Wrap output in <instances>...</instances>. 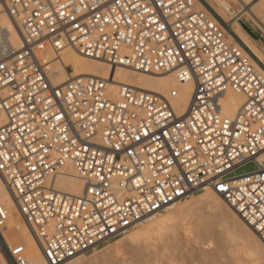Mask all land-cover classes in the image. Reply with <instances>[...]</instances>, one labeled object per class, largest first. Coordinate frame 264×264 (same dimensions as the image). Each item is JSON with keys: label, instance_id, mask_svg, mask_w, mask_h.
Returning a JSON list of instances; mask_svg holds the SVG:
<instances>
[{"label": "built area", "instance_id": "1", "mask_svg": "<svg viewBox=\"0 0 264 264\" xmlns=\"http://www.w3.org/2000/svg\"><path fill=\"white\" fill-rule=\"evenodd\" d=\"M0 6V175L47 264L206 191L264 242V65L204 0ZM67 48L116 68L173 73L192 84L189 103L180 114L178 90L129 85L113 99L110 79L96 76L54 86L53 62ZM228 92L244 97L233 116L222 112ZM67 164L85 183L82 195L55 188ZM23 250L0 230V264H28Z\"/></svg>", "mask_w": 264, "mask_h": 264}, {"label": "bare ground", "instance_id": "2", "mask_svg": "<svg viewBox=\"0 0 264 264\" xmlns=\"http://www.w3.org/2000/svg\"><path fill=\"white\" fill-rule=\"evenodd\" d=\"M204 1L212 10H214V12L223 21H225L226 23L232 21L229 18L230 16V12L228 11L229 6L228 4L226 5L223 2V0H204ZM225 2H228V0L227 1L225 0ZM0 10H1V6H0ZM254 15L256 16L257 19L261 21V24L264 25V0H257V3L254 7ZM3 25L9 26V23L6 19H3ZM230 29L239 39H241L247 45V47L252 51V53L256 56V58L264 65V47H260V46L258 47L254 41H252L246 34H244L238 26V21L230 25ZM13 43L15 46H19V42L15 36L13 37ZM54 57H55L54 55H50V58H54ZM55 58L57 60L54 61L52 65V73H53L52 83L54 86L63 85L67 81L75 78H82L88 76H96L104 79H110L111 85L109 87V90H110V95L113 99H117L118 91L121 85H129L140 90L158 93V94H169L171 89H176L179 92V97L173 100V105L176 108L177 112L180 114L185 111L193 90L191 83H180L176 78L175 74L173 73L163 76H156L151 74H142L138 72H133L131 70H128L127 68H121V67L116 68L106 64L103 61H97L86 58L80 55L72 48L65 49L60 54V56ZM243 102H244V97L242 95L228 92L225 98H223L222 100L223 114L226 116H233L242 106ZM60 172L61 173L57 176L55 181V188L60 191L68 192L75 196L82 195L85 187V183L78 176L73 166L67 164L61 169ZM174 206L168 208L172 211L164 215V217L158 218L154 221H146V220L143 221L146 222V224L143 225L142 229L138 230L134 235L131 234L129 239L127 238V236L125 237V239L127 238V240H129L130 242L131 240H137L139 238L140 239L143 238L144 243H146V241H148V243L151 242L150 248H153L155 250L152 254V257H149L151 259L147 258L146 260L147 262L145 264H163L165 262L166 264H178L176 263L177 260L175 261L174 258L171 257L172 256L171 254L168 255L167 252L163 253L164 250L166 249L165 247L167 246L165 240H167L169 236L170 237L172 235L176 236L177 233H179L177 231L179 229L178 227L183 228L184 226L183 224L185 225L187 224L186 220L188 219V216H190L194 212L196 213L197 211H202V210L203 211L208 210L209 213L208 216L203 219L211 218L212 221L214 219H218V220L220 219L222 221L225 227L222 226L223 224L222 225L220 224V226L229 230V232L233 234L232 235L233 239H235L234 238L235 236L236 238H238L239 241L242 242L243 247H245L244 252L246 251L245 254H247V257H250L257 261H263L264 263V242L261 240L259 234H257V232L253 228L247 225L241 219V217L230 206L227 205V203L220 195L212 191H206L200 197L196 198V200L194 199L192 202L187 203L182 207H179L174 210ZM205 213L207 214V212H204V214ZM196 214H194V216ZM185 221L186 223H184ZM196 221H197V217H196ZM188 222H190V220ZM198 224L200 223L198 222ZM199 227L197 229H199ZM174 228H177V230H173ZM0 230L6 234L7 242L12 247L15 248L22 247L24 249L23 254L25 253L24 255L25 258L27 259L28 264H47L42 254V250L33 232L21 217L15 199L11 191L9 190L7 184L1 177V175H0ZM200 232L201 231L196 233L195 231L196 234ZM229 232L227 234H229ZM11 234L13 235V237ZM199 236H198V240H199ZM195 237L197 238V235ZM127 240L124 241L126 242ZM162 242H164L163 248L165 249H162V246L160 245L159 247L161 248L159 249L156 245V243L162 244ZM120 244L122 243L120 242ZM138 244H136L137 247ZM148 247L149 246H147V248ZM163 257L165 258L164 262L162 260ZM78 258L79 257L68 260L62 264H74V263L77 264V262L78 264L81 262L83 263L84 257H81L79 259ZM97 260L98 261L103 260V257L100 260L97 258ZM111 261L109 262L111 263ZM95 262L97 263V261ZM122 264H125V261L122 262Z\"/></svg>", "mask_w": 264, "mask_h": 264}, {"label": "rangeland", "instance_id": "3", "mask_svg": "<svg viewBox=\"0 0 264 264\" xmlns=\"http://www.w3.org/2000/svg\"><path fill=\"white\" fill-rule=\"evenodd\" d=\"M223 2L226 5L228 4L229 6L228 11L230 12L229 18L232 20L229 23H226L228 27L230 28V25L238 21V26L241 29V31L244 34H246L252 41H254L258 47L259 46L264 47V25H262L261 21L257 19L256 16L254 15V7L257 3V0H250V1L249 0L248 1L228 0V2H225V0H223ZM253 169H254V165L249 164L237 170L234 175L235 176L243 175V174L251 172ZM203 193L204 192L197 193L191 196L190 198H188L186 201L180 204H177L176 206H174V210L179 207L184 206L187 203L192 202L194 199L196 200V198L200 197ZM171 211L172 210L167 209L146 221H154L158 218H162L164 217V215L170 213ZM202 211H197L196 212L197 214L194 212L193 214L188 216V219L186 218L187 226L183 224L184 225L183 228L178 227L179 228L178 230L177 228L173 229V230H177L179 233H177L176 236L175 235H172L171 237L169 236L168 238L169 240L168 239L165 240V243L168 246V247L167 246L165 247L166 249L163 248L164 242H162V244L156 243L157 247L160 249L161 247H159V245L162 246V249H165L163 253L167 252L168 255L171 254L172 256L171 255L170 256L173 257L175 261L177 260L176 263L178 264H264L263 261H257L250 257H247V254H245L246 251L244 252L245 247H243L242 242L239 241L238 238H236L235 236H234L235 239H233V236H232L233 234L230 233L229 230L223 228L225 227V225L222 223V221L220 219L219 220L214 219L212 221L211 218L209 217L208 218L210 220L203 219V218H206L209 213H208V210L207 211L205 210L203 212ZM204 212H207V214L206 213L204 214ZM194 214L196 215L194 216ZM196 217H197V221H196ZM189 220L190 222H188ZM215 220H217L218 223ZM186 221L184 223H186ZM198 222L201 225L198 224ZM202 223H205V224H202ZM145 224L146 222L139 223L138 225H136L135 227L127 231L125 234L115 239L102 242L99 245L95 246L87 254L79 256V258L84 257L83 263L81 262L79 264H113V263L122 264V262L124 261H125V264H145L147 262L146 261L147 258L152 257V254L155 250L153 248H150L151 242L148 243V241H146V243H144L143 238L142 239L139 238L143 243L139 239L131 240V242L127 240V238L128 239L130 238L131 234L134 235L138 230L142 229L143 225ZM220 224L221 225L223 224L222 225L223 227L220 226ZM198 227L199 229H197ZM196 229L201 232L196 234L197 232H199ZM190 230L191 232L193 231L194 232L191 233ZM226 231H228L229 234H227L228 232ZM196 235H197V238L195 237ZM199 235L201 236V238ZM126 236L127 238L125 239ZM198 236H199V240H198ZM124 240H127V241L125 242ZM120 242L122 244H120ZM136 244H138V247ZM147 246L149 247L147 248ZM100 256L103 257L104 261L100 260L102 259V257ZM96 257L100 261H98ZM109 259H111L112 261ZM164 259L165 258L163 257L162 259L163 262H164ZM116 260L117 261L119 260V261L117 262ZM95 261H97V263ZM109 261H111V263ZM89 262H92V263H89ZM163 264H166V262Z\"/></svg>", "mask_w": 264, "mask_h": 264}, {"label": "snow or ice", "instance_id": "4", "mask_svg": "<svg viewBox=\"0 0 264 264\" xmlns=\"http://www.w3.org/2000/svg\"><path fill=\"white\" fill-rule=\"evenodd\" d=\"M262 228H264V225H261Z\"/></svg>", "mask_w": 264, "mask_h": 264}]
</instances>
